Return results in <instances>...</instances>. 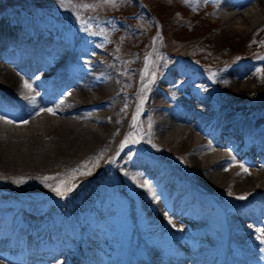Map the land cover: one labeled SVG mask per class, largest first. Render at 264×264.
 I'll return each mask as SVG.
<instances>
[{
    "label": "bare ground",
    "instance_id": "bare-ground-1",
    "mask_svg": "<svg viewBox=\"0 0 264 264\" xmlns=\"http://www.w3.org/2000/svg\"><path fill=\"white\" fill-rule=\"evenodd\" d=\"M224 12L226 15L223 16V20L225 21L226 24L228 22L227 24L228 26L233 25L239 31L241 29H250L254 25L260 23L262 19H264V0H258L255 4H252L250 7L242 10L239 13H233L234 9L231 8L228 12L226 11ZM220 42L221 45L222 43H224L222 42V39ZM20 47L21 45L19 44L16 49H19ZM57 52L61 54V49L60 48L57 49ZM62 55L64 56V54ZM42 69L43 68H38L35 70V72L40 71ZM75 79L76 77H73L71 79V81H74L75 83L72 84V86H77ZM24 82L25 80L21 79V77L18 74L14 73L9 69H3L0 67L1 94L6 95L7 97H12L18 100L19 102H24L23 99L18 98L21 95H25L29 91L28 88L24 87ZM20 86L22 87L21 89L22 93H20L19 95H15L16 89L19 88ZM249 86H250L249 80H239V79L230 80L228 84V88L233 93H237V92L242 93ZM75 92L76 95L79 96V99L81 98L84 101H86L84 97L86 98V95L90 93V91L85 89L83 86H78ZM63 103L64 101L61 100L57 101L53 99L49 101L48 104L46 103L47 105L44 107H41L39 104H34V106L38 108L39 110L38 112L41 113L39 116V120L32 123L29 122L28 124L22 127H18L19 129L17 131H12L10 123L2 122L0 119V173L1 174L18 173V176H20L24 171V169L27 170V167L33 166L32 164L34 163L31 162V159H35V160L45 159L44 162H48L51 159L58 158V156H54L52 154H49L50 159L45 158L46 154L48 153L55 151L57 152V154H59V152L61 151L64 152L65 150L67 154L72 155L75 152L79 151L78 147H80L81 150L84 146L90 143V141L92 140L91 139L92 136L89 134L87 128L84 125V122L80 121L81 118L79 120H75L66 117L67 115H69V113L64 112V109L62 108ZM42 108L56 109L55 114L56 113L60 114L59 119L53 120V118L47 117L48 115H50V113H48L47 111H40V109ZM24 114H27V112H24ZM184 132L185 129L183 127L177 131L175 129H172L171 133H169L170 136H168V139L170 138L169 140H172L176 136L180 137V135H182ZM47 133H51L52 137L47 139L41 136ZM54 135H56V137L53 138ZM60 136L62 137L59 138ZM94 137L95 138L98 137V132L95 131ZM197 141L198 139L195 140L193 136L186 135L184 139H182L180 142H182L183 144L185 143L188 144L189 142V144H191V143H196ZM41 144H43L42 150L39 152H34V148ZM71 149H73L74 153H70ZM194 154L201 155V159H202V161H200L202 162L200 163L201 166H204L208 164L210 161H214L216 158H218V154H216L214 150H202ZM194 159L195 157H191V161L197 164L198 161ZM212 166L213 167L211 172L208 173L206 176L207 180L204 181L211 188L216 190L218 189L217 190L218 192H222L221 185L227 184L228 185L227 187L234 188L233 195H240L244 192L248 193L250 189L254 187L253 181L260 179L261 183L259 184V186L261 187V192L259 193V196L264 197V173L263 174L261 173L260 176L258 177L257 176L253 177V176H247L245 173L242 172H240V174L238 175V172H236L232 177H230L232 168L227 171L225 168L218 166L217 162L212 164ZM246 223L247 222H245L244 220H238L236 221V224H234V227L236 230L244 231L245 234H249L252 236V233L250 232L251 230L246 225ZM258 224L260 226V223ZM244 239H245L244 237H240L237 241L243 242ZM252 239L253 236L251 237V240ZM251 240H249L250 243L253 241ZM244 248L245 246L241 247L240 249L241 254L243 253ZM247 255H248L247 253L243 254V256L246 257ZM240 257L242 260H244L242 256ZM117 264H123V262L119 260L117 261ZM228 264H235V263L234 261H231Z\"/></svg>",
    "mask_w": 264,
    "mask_h": 264
},
{
    "label": "rangeland",
    "instance_id": "rangeland-1",
    "mask_svg": "<svg viewBox=\"0 0 264 264\" xmlns=\"http://www.w3.org/2000/svg\"><path fill=\"white\" fill-rule=\"evenodd\" d=\"M148 1V4L155 10H157L158 12H160V14H162V16L166 17L167 14H171L174 16L173 13H177L178 14V11L176 9H181L182 7L179 6L178 4H176L175 2H161L159 0H147ZM100 9H105V10H108L110 9V7L112 6V4H103L101 2H99V4L97 5ZM183 9V8H182ZM221 15L222 13L218 12V13H215L213 14V16H211L207 21L209 22V24H214V26H216V28L218 29V31H215L214 30V33H212L211 35V38H212V43H214L215 41V44L219 45V46H225V45H228L230 49H236V46H237V41L239 40V37L238 36H242V34L244 32H246L248 29H241L240 31L235 27V26H228V22L227 24L225 23V21L223 20V16L226 15L225 12L223 13V16L221 18ZM196 33H199V31H196ZM197 35L194 34L193 31H191L190 29H188V31H183V30H179L177 31L175 34L171 35L170 36V39L168 40L169 41V45L171 47H175L177 49H180L182 51H188L190 50V52H193V51H197L200 53L201 49L198 48V47H195L196 45H193V44H190V42H186L187 40H191L192 37H195ZM221 39H222V45L220 44L221 42ZM219 41V42H218ZM183 42H186V43H183ZM221 48V53L219 55H225L227 53V48L225 47H220ZM224 48V49H223ZM251 82H250V86L245 89L242 93H233L231 92V90L225 86L223 88V93L226 95V96H230V98H239V96H241L242 94H249L248 96H250V90H251ZM248 90V92H247ZM96 94L95 92L92 93V95ZM233 94V95H232ZM88 99V97H86ZM84 98V99H86ZM39 123V122H38ZM85 127L87 128L89 134L92 136L91 137V141L90 143H88L86 146H84L81 150H80V147H78V150L77 152H73V149L70 150V153H74L72 155H69L67 154V152H59V154H57V152L53 151L51 153H48L46 154L45 158L47 159H50L49 157V154H52L54 156H58V158H55V159H51L50 161L48 162H44L45 159H38V160H35V159H31V162L34 163L32 164L33 166L31 167H27V169H38L40 170L41 168H46V167H56L57 164H60V163H69L70 161H73V160H79L81 159L85 153L87 151H89L90 149H93L94 147H96L97 145H99V143L104 139L106 133L108 132L107 131V127H105L103 124L102 125H97V124H92V125H87V124H84ZM169 126V127H168ZM104 127V128H102ZM165 127V126H164ZM99 128V129H98ZM172 127H170V125H166V127L164 128V131L167 133H165L163 131V136L161 134L162 137H160L159 141L162 143H165V144H168L169 140L168 139V136H170L169 133H171L172 131ZM95 131L98 132V137H94L95 135ZM43 138H51L52 135L51 133H47V134H43L41 135ZM56 137V135L53 136V138ZM62 136H60L59 138H61ZM97 139V140H96ZM188 144H184L182 149L184 148H188L190 147V145ZM181 145L176 143V146L177 148L181 149L180 147ZM43 148V144L39 145V146H36L34 148V152H39L41 151ZM53 153H56V154H53ZM192 157H195L194 160H197V164L196 163H193V166L194 167H202L200 163V161H202L201 159V155L200 154H193L191 155ZM200 158V159H199ZM189 159H190V156H189ZM41 161V162H40ZM191 161V160H190ZM37 164V165H35ZM45 164V165H44ZM52 164V165H51ZM49 165V166H48ZM25 170V169H24ZM24 173H28V171H25ZM22 172V175L24 174ZM210 173V172H209ZM207 175V174H206ZM206 175H203V179L207 180V178L205 177ZM50 176H53V175H50ZM228 182V181H227ZM228 185L226 184H222L221 185V191L223 193H227L226 195H229V192H231L232 194H234V188L233 187H227ZM23 188H26V189H30V190H33V189H36V188H41V186H38L36 185V182H31L30 184H26L22 186ZM253 240V239H252Z\"/></svg>",
    "mask_w": 264,
    "mask_h": 264
},
{
    "label": "snow or ice",
    "instance_id": "snow-or-ice-1",
    "mask_svg": "<svg viewBox=\"0 0 264 264\" xmlns=\"http://www.w3.org/2000/svg\"><path fill=\"white\" fill-rule=\"evenodd\" d=\"M61 2L63 3V0H61ZM70 2V0H69ZM102 2L104 4H112L115 5L116 4V0H102ZM123 2V0H122ZM184 2L186 4H194V3H198V0H184ZM204 3H208V0H204ZM84 8H89V7H94V5H89V4H83L81 5ZM88 28H91V25H88ZM87 29H82V31H86ZM255 42V41H253ZM261 43H264V41H261ZM151 53H148L145 55L144 59H145V64H144V68L141 71V76L145 77L149 75L148 72V68H149V64L151 63L150 57H151ZM157 59H161L160 57H157ZM155 72L151 73V77L152 80L155 79ZM211 75L214 77L215 73H211ZM255 75L259 76L261 79H264V70L257 68L256 69V73ZM152 80H149V83L152 82ZM147 84H145L143 86V88H147ZM24 87L31 89V85L25 81L24 82ZM143 88L141 89V91H143ZM38 95V94H37ZM27 99H29L32 103L35 102V96H30L27 97ZM143 99L144 97H141V104L143 103ZM125 107H127V105H125ZM124 109H121V111H123ZM140 105L137 106V113L134 114L133 116V123H135L136 120V116L139 114L140 111ZM40 111H47L50 114H55L56 109L54 108H47V109H40ZM90 115V114H89ZM0 119L5 120L6 123H13V120H9L6 118V115H0ZM21 123L27 124L28 121L27 120H22L20 121ZM131 140V134H129L128 136L125 137V140L121 143L120 147L123 148L125 144H127L129 141ZM131 142H138L135 140H132ZM116 155H119V152H117ZM233 161H235V158L232 157L231 158ZM115 161V156L111 158L110 162H114ZM98 161L97 162H93V166H97ZM240 169L242 173L245 174H250L249 170L244 166V164H240ZM91 168H88V161H84L82 162L80 165H78L75 168H71L66 170L64 173H57L55 176H44L41 179V182L44 183L45 187L50 188L53 192H55V194L60 197L61 199H64L65 197H67L71 192H73V190L77 187L76 184L72 183V180L76 177V175H88L91 174ZM240 173H238L239 175ZM13 183L16 184H22L25 182V178L23 177H16V178H11ZM50 180H54L55 184H49L47 183V181ZM141 187H144L148 190V192L150 194H152L154 196V193H152V189L150 184L148 183V181H145L143 185H140ZM229 195H232L231 192H229ZM248 196V193H244L243 195L237 196L236 199H246V197ZM256 232L258 233L256 236L257 240H260L262 242H264V229H256Z\"/></svg>",
    "mask_w": 264,
    "mask_h": 264
}]
</instances>
